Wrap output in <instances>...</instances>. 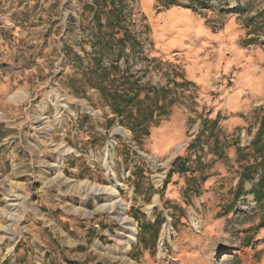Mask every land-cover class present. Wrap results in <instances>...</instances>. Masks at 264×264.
<instances>
[{
	"label": "rangeland",
	"instance_id": "374dc122",
	"mask_svg": "<svg viewBox=\"0 0 264 264\" xmlns=\"http://www.w3.org/2000/svg\"><path fill=\"white\" fill-rule=\"evenodd\" d=\"M0 30V264H264V0H4Z\"/></svg>",
	"mask_w": 264,
	"mask_h": 264
},
{
	"label": "trees",
	"instance_id": "16d2710c",
	"mask_svg": "<svg viewBox=\"0 0 264 264\" xmlns=\"http://www.w3.org/2000/svg\"><path fill=\"white\" fill-rule=\"evenodd\" d=\"M99 25V24H98ZM99 62H97L98 64ZM98 67V65H97ZM115 65H112V70H115ZM105 70H101V74H104ZM100 93L102 94V96L105 98L106 102L109 103V106L112 110V112L118 116H121L122 113L124 112V109L130 105V103H132L131 99L128 98H124L121 95L116 94L115 91H110V92H106V88L105 87H101L99 86L97 88ZM135 127H138V125L134 124ZM133 127V126H132ZM131 130L133 132H135V130L133 128H131ZM145 134L147 135L148 132L147 130H144ZM253 146L255 148V152L259 153L262 157L261 162L258 164V166L260 168H262L263 172H264V111H263V115L261 117L260 120V126H259V130L258 133L254 139L253 142ZM180 173H184L186 172L185 168H180L179 170ZM170 174L172 172H169ZM244 179H250L249 176H242V178L240 179L238 185L241 187L243 180ZM254 195V198L256 199V201L260 202L262 199H264V173L262 175V177L260 178V180L258 181V183L256 185H254L252 192ZM260 227H264V220L262 221V223L260 224Z\"/></svg>",
	"mask_w": 264,
	"mask_h": 264
},
{
	"label": "bare ground",
	"instance_id": "6f19581e",
	"mask_svg": "<svg viewBox=\"0 0 264 264\" xmlns=\"http://www.w3.org/2000/svg\"><path fill=\"white\" fill-rule=\"evenodd\" d=\"M177 152L178 151H175L174 155H176ZM172 158L173 157L168 158L164 163L169 162L170 159H172ZM107 159H108V155L102 159L104 162V165L106 164ZM95 186H93V185L87 186L85 188V192L86 193H94L97 196H105L106 204H104L103 207L107 210H111V211L114 210V215L116 216L118 222L121 224L123 231H125L127 233L128 246L125 249H123V251H122L123 254H127L130 250L131 243H133L135 240L136 231H135L134 226L132 225L131 221L129 220V218H127L125 215V205L119 199L117 192L115 190V186H112V187H101V186L95 187ZM14 200L15 199H13V198L9 199V201H14ZM223 258L225 259V257H223Z\"/></svg>",
	"mask_w": 264,
	"mask_h": 264
},
{
	"label": "crops",
	"instance_id": "0c3cea01",
	"mask_svg": "<svg viewBox=\"0 0 264 264\" xmlns=\"http://www.w3.org/2000/svg\"><path fill=\"white\" fill-rule=\"evenodd\" d=\"M5 34H6V30H0V40L1 41L4 40L3 38ZM5 48H6L5 44L2 42V44L0 45V52L1 51L4 52ZM11 90L13 89L11 88L10 80L6 79L2 74H0V114H2V112H6L5 108L7 105L9 106V104L14 105L16 107L17 105H19L20 101H15V100L11 101L12 100ZM4 123H6V121L1 120L0 118V126ZM193 232L195 233V235L200 233L199 231H193Z\"/></svg>",
	"mask_w": 264,
	"mask_h": 264
},
{
	"label": "built area",
	"instance_id": "2783aa9c",
	"mask_svg": "<svg viewBox=\"0 0 264 264\" xmlns=\"http://www.w3.org/2000/svg\"><path fill=\"white\" fill-rule=\"evenodd\" d=\"M4 2V0H0V3H3Z\"/></svg>",
	"mask_w": 264,
	"mask_h": 264
}]
</instances>
